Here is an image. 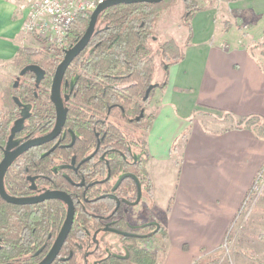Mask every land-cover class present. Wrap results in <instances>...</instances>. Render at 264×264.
Masks as SVG:
<instances>
[{
    "label": "flooded vegetation",
    "instance_id": "af4514ba",
    "mask_svg": "<svg viewBox=\"0 0 264 264\" xmlns=\"http://www.w3.org/2000/svg\"><path fill=\"white\" fill-rule=\"evenodd\" d=\"M69 47L62 50L65 52ZM71 66L60 89L61 102L67 109L63 127L52 140L17 157L8 170L24 167L14 186L18 189L23 184L22 190L11 195L40 198L58 191L68 195L71 203L46 199L31 205H15V212H27L30 216L8 217L16 221L19 233L2 234L0 264H131L133 254L144 248L143 243L157 238L162 230L149 169L152 157L143 145L146 107L140 106L136 118L130 114L118 120L120 106L124 116L127 110L114 102L109 106L108 119L102 121L100 109L76 103L74 92L83 78ZM53 77L54 74L46 104L36 91L30 107L24 112L19 108L18 118L22 113L29 116L12 135L13 140L20 139L23 143L54 132L57 112L51 94ZM73 80L76 82L72 86ZM11 128L0 148V162ZM70 207L74 211L72 223L59 244Z\"/></svg>",
    "mask_w": 264,
    "mask_h": 264
},
{
    "label": "crops",
    "instance_id": "0c3cea01",
    "mask_svg": "<svg viewBox=\"0 0 264 264\" xmlns=\"http://www.w3.org/2000/svg\"><path fill=\"white\" fill-rule=\"evenodd\" d=\"M230 8L245 17L264 19V0L232 2ZM215 10L211 7L194 14L184 59L169 68L167 85L155 89L153 97L158 90L159 108L147 137L151 160L163 163L172 159L174 142L188 131L187 140L175 154L180 166L168 202H162V191L157 188L154 197L168 210L164 221L168 251L178 250L179 245L183 249L184 242L188 244L186 253L194 250V257L201 256V250L209 254L218 249L264 162V140L254 130L235 126L213 131L195 118L197 111L206 110L230 113V118L239 121L264 119V69L250 45L258 37L254 30L240 35L244 24L233 25L228 20L218 27ZM25 19L26 11H20L14 0H0V58L12 61L23 47L19 37ZM232 32L239 35L236 42L227 38ZM153 181L156 183L154 177ZM185 229L202 236L175 244L174 238ZM192 258H186L190 259L187 264Z\"/></svg>",
    "mask_w": 264,
    "mask_h": 264
},
{
    "label": "trees",
    "instance_id": "16d2710c",
    "mask_svg": "<svg viewBox=\"0 0 264 264\" xmlns=\"http://www.w3.org/2000/svg\"><path fill=\"white\" fill-rule=\"evenodd\" d=\"M170 1L172 0H164L161 3L117 5L106 9L100 15L96 32L89 46L71 66V70L76 67V71L83 78L74 92L77 104L82 103L85 107L92 106L94 110L95 108L100 109L102 121L108 119L109 106L114 102L121 104L127 110V116H124L123 108L120 106L117 112L118 120L130 117V114L133 118L140 115L142 102L151 100L156 88L167 85L169 68L184 59L185 50L192 38L191 20L194 14L199 11L194 5L187 13V18L184 21L188 29L185 40L178 43L171 39L158 47L157 50L164 59L162 65L164 75L162 81L153 83L155 51L151 47L150 41L153 40L155 23ZM89 21L90 18L86 19L81 16L76 18L62 46L74 45L85 33ZM226 26V28H229L230 23H227ZM238 27L239 29L243 28L242 25ZM34 37L40 43L39 49L21 47L11 62L20 65L21 70L28 65H38L44 69L45 77L37 86L33 80V73H31L21 77L18 86L15 87L14 85L18 79L16 77L14 83L0 97V148L5 145L10 128L19 117L20 107L14 98L18 97L22 103L31 104L34 93L38 91L42 101L46 104L45 99L48 87H50L51 77L63 59L62 46L60 48L48 45L38 37ZM94 41L95 44H93ZM152 84H157V87L151 91L148 100L144 101L146 91ZM117 89H119V92ZM128 105H132L131 108L128 109ZM197 114H200V112L197 111ZM223 115L227 118L232 117L230 113H223ZM155 117L156 113L147 114L146 117L147 127L145 128L143 145L147 151L148 132ZM251 118L260 117L241 118L236 128H242ZM260 119L264 121V119ZM29 124H31V121H29ZM187 133L188 131L174 142L172 155H175L182 143L187 140ZM258 136L262 138L261 135ZM26 159L31 161V158ZM175 163L180 166L178 160ZM22 171H24V167L22 169H11L7 173L5 185L8 193L14 194L22 190L23 184L22 186L20 184L18 189L17 187L14 188L15 182L17 183L18 177L20 179ZM16 207L5 202L0 196V238L3 237L2 234L5 232L19 233L18 228L15 227L16 221L9 220L8 217L30 216L27 212H15L13 208ZM157 237L161 240L168 239V231L164 226ZM132 258L131 264H157L158 261L156 254L146 248L135 252Z\"/></svg>",
    "mask_w": 264,
    "mask_h": 264
},
{
    "label": "rangeland",
    "instance_id": "374dc122",
    "mask_svg": "<svg viewBox=\"0 0 264 264\" xmlns=\"http://www.w3.org/2000/svg\"><path fill=\"white\" fill-rule=\"evenodd\" d=\"M237 1L244 0H172L167 3V8H165L155 23L153 40L150 41L151 47L155 51V73L153 74L152 82L162 81L164 75L162 66L164 59L158 52V47L171 39L178 43L185 40L188 29L184 21L187 18V13L193 8V5L200 11L210 9L211 7L215 8L218 27H221V24L225 20H228L233 25L244 24L243 32H240V35L244 32L247 33L246 35L252 34L254 30L253 34L258 39L250 45H252V51L260 59L264 69V19L261 20L262 17L260 16L245 17L239 11L232 10L230 8L231 3ZM190 6L191 8H189ZM232 7L234 6L232 5ZM259 20H261L260 23H258ZM256 24V28L252 29ZM233 29L237 30L236 28ZM238 36L237 32H232L227 38L231 42H236L239 39ZM19 39L21 41L19 44L23 47L34 49H39L40 47L39 41L23 29ZM93 44H95V41ZM20 71V65L13 64L8 58H0V97L14 83ZM156 94L151 100L142 102L143 106L146 107L147 114L155 113L159 108V101L156 98ZM202 112L195 116V118H199L213 131L233 128L239 123V120L227 118L223 113L217 111L205 110ZM244 125L243 127L251 128L257 136L261 135L264 140L263 120L260 118H251ZM177 160L180 162L179 156L174 155L172 159L163 163L153 160L149 163V169L152 171L156 182L154 183L155 188H157V191H162L160 196L163 203L168 202L169 195H171L176 184L178 165L175 162ZM162 202L157 204V211L161 224L165 226L164 221L168 210H165L166 206ZM210 234L208 230L207 235ZM201 236L202 234L198 236L192 233V230L185 229L182 235L174 238V242L179 245L182 239L193 240L195 238H201ZM166 241L157 237L143 243L144 248L156 254L158 257L157 264H187L188 260L190 261V259L186 260L187 257H193L191 264H264V162L251 188L245 194L239 208L232 217V221L228 224L218 249L209 254L205 253L207 250H201V256L194 257V250L192 251L193 254L186 253L188 251V244L184 242L183 249L179 245L178 250L173 248L170 253ZM182 257H185V259Z\"/></svg>",
    "mask_w": 264,
    "mask_h": 264
},
{
    "label": "water",
    "instance_id": "95a60500",
    "mask_svg": "<svg viewBox=\"0 0 264 264\" xmlns=\"http://www.w3.org/2000/svg\"><path fill=\"white\" fill-rule=\"evenodd\" d=\"M164 0H102V2L97 6V8L92 12L90 21L88 24V27L83 34V36L72 46H70L68 49L65 50L64 52V58L60 62V64L57 66L54 77H53V82H52V100L55 103L56 106V112H57V122H56V127L53 133H51L48 136L38 138V139H32V140H27L23 143H21L23 140L20 139H14L12 135H14L16 132L20 130V125L24 123V120L28 118L29 113H22V117L18 118L15 122L13 127L11 128V136L10 140L8 141L6 147L3 149L4 151V157L0 162V196L1 198L6 201L9 204L13 205H31L40 201H44L46 199H58V200H65L69 201L71 203V199L69 198L68 195L58 192V191H50L46 195L40 197V198H28V197H17L14 195H11L8 193L6 186H5V178L7 175V172L14 162V160L22 155L23 153L27 152L33 147L39 146L44 144L45 142H48L52 140L56 134L61 130L63 127L66 118H67V109L64 108L61 99H60V89H61V83L62 80L68 70V68L71 66V64L74 62V60L81 55V53L89 46L97 28V22L100 17V15L108 8L117 6V5H128V4H135V3H161ZM28 73H33L36 76V83L37 86L41 82V80L44 79L45 77V71L42 69L40 66L32 64L24 67L18 76V79L15 83V87L18 86L19 80L21 77L25 76ZM76 80L72 81V86ZM157 87V84H152L148 87L146 94L144 96V101H147L150 93L153 89ZM15 102L19 107L22 108V112L25 111V109L30 107V104H24L20 101L18 97L14 98ZM13 140V141H12ZM13 144V150L10 148L12 147ZM123 176L121 177L120 181L123 180ZM74 216V211L73 208L70 207V212L68 216V220L66 223V227L61 234L59 238V244L66 238L69 228L72 223V218ZM57 251H55L56 253ZM54 253V255H55Z\"/></svg>",
    "mask_w": 264,
    "mask_h": 264
},
{
    "label": "built area",
    "instance_id": "2783aa9c",
    "mask_svg": "<svg viewBox=\"0 0 264 264\" xmlns=\"http://www.w3.org/2000/svg\"><path fill=\"white\" fill-rule=\"evenodd\" d=\"M26 11L23 30L52 46H62L74 20L90 18L102 0H14Z\"/></svg>",
    "mask_w": 264,
    "mask_h": 264
}]
</instances>
